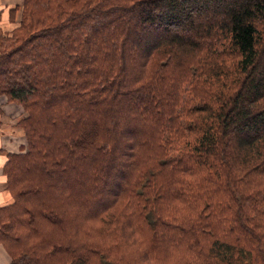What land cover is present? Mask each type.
I'll return each instance as SVG.
<instances>
[{
  "label": "trees",
  "instance_id": "obj_1",
  "mask_svg": "<svg viewBox=\"0 0 264 264\" xmlns=\"http://www.w3.org/2000/svg\"><path fill=\"white\" fill-rule=\"evenodd\" d=\"M12 30L10 264H264V0H26Z\"/></svg>",
  "mask_w": 264,
  "mask_h": 264
},
{
  "label": "rangeland",
  "instance_id": "obj_2",
  "mask_svg": "<svg viewBox=\"0 0 264 264\" xmlns=\"http://www.w3.org/2000/svg\"><path fill=\"white\" fill-rule=\"evenodd\" d=\"M26 0H0V32L5 34L14 25L16 17L19 16V7H23ZM15 13L16 16H15ZM0 46V51L1 50ZM28 115L24 105L18 101L8 98L6 95L0 96V205L9 204L14 201L8 188L7 176L4 166L6 157L10 153H20L28 148L27 135L20 120ZM6 250V249H5Z\"/></svg>",
  "mask_w": 264,
  "mask_h": 264
},
{
  "label": "crops",
  "instance_id": "obj_3",
  "mask_svg": "<svg viewBox=\"0 0 264 264\" xmlns=\"http://www.w3.org/2000/svg\"><path fill=\"white\" fill-rule=\"evenodd\" d=\"M11 263V256L5 250V247L0 244V264H10Z\"/></svg>",
  "mask_w": 264,
  "mask_h": 264
}]
</instances>
